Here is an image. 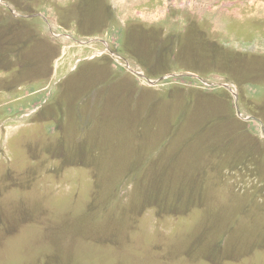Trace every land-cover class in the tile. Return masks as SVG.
<instances>
[{"label":"rangeland","instance_id":"rangeland-1","mask_svg":"<svg viewBox=\"0 0 264 264\" xmlns=\"http://www.w3.org/2000/svg\"><path fill=\"white\" fill-rule=\"evenodd\" d=\"M0 264H264V0H0Z\"/></svg>","mask_w":264,"mask_h":264}]
</instances>
